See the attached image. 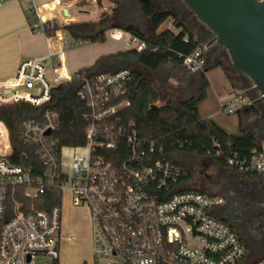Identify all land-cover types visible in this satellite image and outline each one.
<instances>
[{"label":"built area","instance_id":"2783aa9c","mask_svg":"<svg viewBox=\"0 0 264 264\" xmlns=\"http://www.w3.org/2000/svg\"><path fill=\"white\" fill-rule=\"evenodd\" d=\"M7 1L0 0V6ZM52 11L32 7L33 32L44 35L47 25L57 22ZM58 24L72 23L59 18ZM107 35L124 39L131 49L144 48L140 40L121 30ZM49 39L42 56L21 62L11 80L0 82V106L18 101L42 106L51 89L80 78L78 72H66L62 48L51 51ZM81 45L73 42L70 47ZM207 50L202 45L192 51L183 58L182 67L191 74L203 72ZM131 82L127 70L83 82L76 93L88 122L81 146L60 144L58 119L49 109L39 121L20 123V144L41 164L34 176L30 168L11 164L8 132L0 123V264H33L37 257L59 260L60 204L42 209L35 203L47 190L59 191L61 198L67 193L73 207L87 210L90 264H264V258L250 257L232 226L219 217L223 197L183 190V169L171 159H153L156 145L141 139L135 125L121 123L117 113L128 101L119 99ZM248 92L255 94L254 100ZM230 94L234 101L219 103V112L225 116L260 99L253 85L248 91L235 89ZM27 151L22 154L25 159ZM64 155L70 157L68 171L62 167ZM227 168L240 174H264V138L248 156L229 159Z\"/></svg>","mask_w":264,"mask_h":264},{"label":"trees","instance_id":"16d2710c","mask_svg":"<svg viewBox=\"0 0 264 264\" xmlns=\"http://www.w3.org/2000/svg\"><path fill=\"white\" fill-rule=\"evenodd\" d=\"M106 1L111 6V13L106 17L64 26L52 22L47 25L44 36L52 38L56 32H62L75 43L103 44L107 40L108 31L121 30L140 40L144 48L99 57L90 67L78 71V80L51 89L48 102L42 106L33 107L21 101L0 106V123L8 132L12 148L11 164L24 170L30 168L32 176L40 169V162L20 144L17 130L24 121H39L47 109L57 116L60 128L56 137L60 144L68 147L83 145L88 122L83 118L86 112L84 103L76 96L78 89L84 81L97 75H113L126 70L131 73L132 82L126 85L119 102L127 100L128 106L120 109L117 117L123 124L135 125L141 139L156 145L153 159H171L183 169L186 175L181 179L182 184L190 180V173L177 159L182 155L209 157L219 166L227 168L229 159L246 157L252 149L259 146V139L251 133L240 130L236 134H230L213 120L200 116L199 104L206 99L207 89L204 74V85L199 97L183 101L178 110L170 103L156 106L159 101L158 94L142 70L155 73L164 81L174 82L181 88H187L193 74L182 67V60L201 46L198 38L203 39V29H196L198 20L194 14L189 9L188 14L187 11L186 14L182 13V5L178 4L183 3L179 0ZM29 22L31 25L32 18ZM166 23H171L172 28L160 30ZM143 27H147L150 38L144 34ZM221 58L227 56L223 53ZM215 67L222 70L231 91H248L251 87V82L244 75L234 71L232 65L227 69L217 62ZM247 94L251 95V92ZM251 99L254 100L253 97ZM259 101L262 100H255L247 107V116L260 115L264 118V111L256 106ZM113 104L115 103H110ZM238 113L239 111L234 115ZM26 151L27 159L22 156ZM183 190L199 191L193 188ZM60 199L59 191L47 190L35 203L37 208L50 209L59 206Z\"/></svg>","mask_w":264,"mask_h":264},{"label":"rangeland","instance_id":"374dc122","mask_svg":"<svg viewBox=\"0 0 264 264\" xmlns=\"http://www.w3.org/2000/svg\"><path fill=\"white\" fill-rule=\"evenodd\" d=\"M97 1L98 0H96V2ZM100 1L102 7L98 6V8L97 6L91 4L88 5V8L83 9L84 12L86 11L89 13L88 20L96 21L99 13V15H103V17H106L111 13V6L108 4V2L106 0ZM178 5H182V13H184L185 9H188L187 6L184 4ZM104 7H106V11H102ZM80 11V8H76L74 13ZM65 21L72 22L78 20L71 17L65 19ZM167 26L172 28V25L170 23H166V25H163L161 29ZM190 28V25H188V29ZM197 28H199L198 25L196 26V29ZM143 32L148 38H150L147 27H143ZM107 38V43L112 41L109 40L110 38L108 35ZM65 40L68 42L69 45L73 44V41L70 39L69 36L65 35ZM198 40L201 46L206 45L208 47V50L204 53L206 59V68L215 66L216 61L214 60V56L210 55L211 51H213V47H211L214 41L213 37L209 36L206 39L198 38ZM87 45L88 44H82L81 46L87 47ZM127 48L131 49L132 47H129L127 45ZM223 53L225 54V57L227 56V58H222L220 63H222V66H224L225 68L230 69L231 63L226 50H224ZM227 62H229V64H227ZM142 72L149 79L153 88L158 94L159 101L156 103V106H162L167 103H170L173 108L178 110L180 108V104L183 101L192 97H199L200 92L203 88V83L200 80L198 81V79L196 83H194L195 80L194 82H191L192 84L190 83L187 88H181L177 86L174 82L164 81L155 73H151L146 70H142ZM196 77L198 78V76ZM214 90H216V92L220 91L219 84L214 86ZM216 92L213 91V89L210 90L209 87L208 90H206L207 98L203 100L199 106V113L202 117L205 115H211L216 112L218 107L217 104L219 103V101L222 103H229L236 99V97L231 96V90L229 91L228 95L220 98H218ZM243 96L245 99L248 100V95L243 94ZM215 118L218 124H220L223 128L228 131H231L233 124L237 121L236 115L225 116L223 114H219ZM248 130L249 129H247V131ZM177 159L183 163L185 169L190 173V180L186 184H184L183 188H193L202 191L208 195H219L223 197L225 202L227 203L234 201L239 202L240 206L245 205L248 207L247 198L250 196V194L248 190L242 186V184H239L235 180V177L238 176L240 173L236 172L235 170L219 166L209 157H197L195 155L185 154ZM61 163L63 169L68 171L70 157L68 155H64L62 157ZM228 192H231L233 194L229 195ZM60 208L62 238L60 242L59 260L57 262H53L51 259L45 257H37L33 260V264H90V223L87 210L82 207H73L70 204L69 195L67 193H65L61 198Z\"/></svg>","mask_w":264,"mask_h":264},{"label":"crops","instance_id":"0c3cea01","mask_svg":"<svg viewBox=\"0 0 264 264\" xmlns=\"http://www.w3.org/2000/svg\"><path fill=\"white\" fill-rule=\"evenodd\" d=\"M91 4L102 7L100 0L97 2L96 0H8L4 5L0 6V82L11 80L15 76L18 65L21 62L40 57L46 52L45 36L33 32L29 22L33 6L43 9L49 7L51 11L55 10V15L53 16L58 23L60 9H63L61 10L63 13L67 11V16L63 14L64 17L60 18L61 21L65 23H80L90 21L88 20L89 13L86 11L84 12L83 9L88 8V5ZM76 8H80L81 11L74 13ZM103 10L106 11V7H104L102 11ZM185 11L188 12L187 9H185ZM99 14L97 20L103 17V15ZM71 17L78 21H65V19ZM197 25L200 29L205 28L200 22H197ZM163 29L171 28L167 26ZM203 31L210 33L206 29H203ZM65 43L68 44L62 32H56L55 36L48 41L51 51H56L59 47L62 48L64 52L63 66L68 74H73L81 69L90 67L101 56L129 50L124 39L112 40L109 43H107L106 40L103 44H88L87 47L81 46L77 48H72L69 44L65 46ZM202 75L207 82L206 90H208L209 87L210 90L213 89V91L216 92L214 86L219 84L220 91L216 92L218 98L228 95L230 86L220 68L215 66L207 67L203 72L193 74L190 83L194 82V80V83H196L198 79V81L200 80L204 85ZM196 76H198V78ZM250 96L251 98L255 97V94L251 93ZM218 104L216 112L203 117L199 113L200 116L202 118H209L218 124L215 118L217 115L221 114ZM256 106L264 111L263 101H259ZM246 110L247 107H243L236 115L237 121L233 124L231 131L226 130L220 124L218 125L230 134H236L240 130L249 132L260 141L264 138V130H260L262 129V125L264 127V118L260 115L255 117L247 116ZM247 129L249 130L247 131Z\"/></svg>","mask_w":264,"mask_h":264},{"label":"water","instance_id":"95a60500","mask_svg":"<svg viewBox=\"0 0 264 264\" xmlns=\"http://www.w3.org/2000/svg\"><path fill=\"white\" fill-rule=\"evenodd\" d=\"M179 1L226 50L234 71L251 82L264 102V0Z\"/></svg>","mask_w":264,"mask_h":264},{"label":"flooded vegetation","instance_id":"af4514ba","mask_svg":"<svg viewBox=\"0 0 264 264\" xmlns=\"http://www.w3.org/2000/svg\"><path fill=\"white\" fill-rule=\"evenodd\" d=\"M201 33L203 39L212 36L211 33L205 31ZM211 47L213 51L210 55L214 56L216 63L220 62L224 49L219 47L215 41ZM260 130H264L263 125ZM235 180L242 184L250 194L247 198L248 207L240 206L239 202L227 203L224 200V205L218 210L219 217L232 226L248 248L253 260L262 259L264 258V174H239Z\"/></svg>","mask_w":264,"mask_h":264},{"label":"bare ground","instance_id":"6f19581e","mask_svg":"<svg viewBox=\"0 0 264 264\" xmlns=\"http://www.w3.org/2000/svg\"><path fill=\"white\" fill-rule=\"evenodd\" d=\"M62 8V7H61ZM41 12H43V10H40ZM66 14L64 13V16H67V11H65ZM52 14H50L51 16L55 15V10H53L52 12H50ZM63 15H59L60 18H63L64 17Z\"/></svg>","mask_w":264,"mask_h":264}]
</instances>
